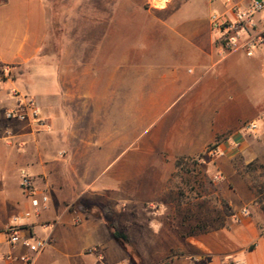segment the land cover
Instances as JSON below:
<instances>
[{
  "label": "crops",
  "instance_id": "crops-1",
  "mask_svg": "<svg viewBox=\"0 0 264 264\" xmlns=\"http://www.w3.org/2000/svg\"><path fill=\"white\" fill-rule=\"evenodd\" d=\"M209 1L216 11L226 8ZM184 5L155 23L163 33L154 39L156 49L149 41L148 52L135 53V111L156 124L150 141L135 163L129 159L112 173L109 164L93 176L115 154L117 138L97 126L94 132L75 130L82 120L69 107L82 108L84 120L94 109L96 125L107 107L108 84L90 71L80 75L75 66H62L58 58L41 61L49 37L44 0L0 3V264H22L20 257L32 256L5 234L13 217L26 212L31 216L17 223L21 237L52 239L33 255L34 264H129L114 227L127 236L131 250L135 243L138 264H264V199L252 182L236 183L230 163L238 154L234 143L246 156L264 157V124L255 133L244 129L264 113V45L253 57L221 50L206 33L210 23L179 19ZM12 91L39 103L49 131L54 121L70 125L73 117L75 127L65 135L68 149L59 158L45 155L59 129L43 135L41 127L6 118L18 106ZM218 139L226 159L200 163L210 180L183 181L188 161L205 155ZM21 169L49 197L46 209L36 211L23 194ZM188 188L200 192L195 206ZM214 206L224 223L205 226L203 221L217 218ZM189 214L200 222L192 223ZM96 247L99 254L89 252Z\"/></svg>",
  "mask_w": 264,
  "mask_h": 264
},
{
  "label": "rangeland",
  "instance_id": "rangeland-1",
  "mask_svg": "<svg viewBox=\"0 0 264 264\" xmlns=\"http://www.w3.org/2000/svg\"><path fill=\"white\" fill-rule=\"evenodd\" d=\"M4 1L0 0V3ZM44 2L48 13L49 37L41 61L58 58L62 66H75L80 75L85 70L87 73L90 71L95 74L92 76L94 79H99L103 85L107 83L109 86L105 92L107 97L104 98L107 107L102 110L101 122L96 125L94 109H88L84 120L82 108L69 107L70 115L73 113L76 118L82 120L81 123H77L75 130L82 131L86 128L94 132L100 127L110 137L117 138L118 146L115 154L106 163L98 164L96 166L98 170L92 175H97L98 171L109 164L111 165L108 170L126 163L129 159L135 163V157L148 144L156 129V124H151L148 118L140 120L138 112L135 111V64L138 63L135 53L148 52L149 41L153 43L151 44L153 50L156 49L154 39H158L163 33L155 23L172 18L182 5L185 4L178 16L179 19L196 17L207 25L210 13L215 8L209 0H44ZM206 33L211 34L215 39L219 37L209 25ZM53 124V130L40 132L43 135H55L59 129L60 136L46 147L45 155L49 160H56L62 150L68 149L65 135L69 127L71 129L75 127L73 117H70V125L65 119L61 124L62 128L58 127L55 121ZM244 150V147L239 145L236 149L237 156L230 161L235 170L234 179L237 184L242 181L252 182L260 199H264V157L246 156ZM122 152L123 156L117 159ZM224 158L225 156L209 157L205 154L199 159L188 161L183 168L185 175L181 179L210 180L202 167L204 164L200 163L206 161L207 164L209 162L210 165H216ZM188 191V201L195 206V199L199 198L200 192L190 188ZM205 192L208 193L209 190L206 189ZM207 207L210 208L211 205L208 204ZM210 210L216 213L217 218L203 221L204 225H222L224 218L221 210L215 206ZM188 217H192L189 219L192 223L200 222L195 220L194 214H189ZM121 244L129 254V264H138V258L133 250L135 243L132 250L127 243L122 241Z\"/></svg>",
  "mask_w": 264,
  "mask_h": 264
},
{
  "label": "built area",
  "instance_id": "built-area-1",
  "mask_svg": "<svg viewBox=\"0 0 264 264\" xmlns=\"http://www.w3.org/2000/svg\"><path fill=\"white\" fill-rule=\"evenodd\" d=\"M225 4L224 11H212L209 16L211 30L219 35L217 45L223 51L242 50L248 57H253L255 51L264 45V0H219ZM3 81L0 80V90ZM12 96L18 99V106L7 111L5 116L10 121L21 123H31L45 130L51 128V124L42 115L39 103L27 95L21 96L17 91H12ZM260 124H264V113L258 121L245 125L244 129L255 133L260 129ZM223 141H216L207 149L206 155L209 157L225 156L226 152L220 148ZM239 147L234 143L232 150ZM20 186L23 194L30 200L31 206L36 211L47 208L49 197L39 190L26 170H20ZM30 212H26L22 217L15 216L13 224L8 226L5 234L8 242L14 245L26 247L32 256H22L18 260L22 264H34L33 255H39L48 249L52 244L51 237L23 239L20 235L18 221L22 218H29ZM90 253L99 254L100 249L93 248ZM7 260L13 259L9 256ZM11 264V262H9ZM101 264V263H100Z\"/></svg>",
  "mask_w": 264,
  "mask_h": 264
},
{
  "label": "trees",
  "instance_id": "trees-1",
  "mask_svg": "<svg viewBox=\"0 0 264 264\" xmlns=\"http://www.w3.org/2000/svg\"><path fill=\"white\" fill-rule=\"evenodd\" d=\"M219 141V139L217 140ZM113 237L118 239V240H122L124 242H128V238L125 234H121L117 228L114 227V230H113Z\"/></svg>",
  "mask_w": 264,
  "mask_h": 264
},
{
  "label": "bare ground",
  "instance_id": "bare-ground-1",
  "mask_svg": "<svg viewBox=\"0 0 264 264\" xmlns=\"http://www.w3.org/2000/svg\"><path fill=\"white\" fill-rule=\"evenodd\" d=\"M161 3V2H160ZM162 6V5H161Z\"/></svg>",
  "mask_w": 264,
  "mask_h": 264
}]
</instances>
